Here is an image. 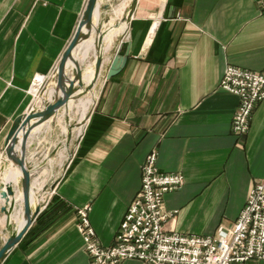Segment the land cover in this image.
Returning a JSON list of instances; mask_svg holds the SVG:
<instances>
[{"label": "crops", "instance_id": "0c3cea01", "mask_svg": "<svg viewBox=\"0 0 264 264\" xmlns=\"http://www.w3.org/2000/svg\"><path fill=\"white\" fill-rule=\"evenodd\" d=\"M86 5L0 0V157L13 120L41 92L45 80L31 89L34 78L50 77ZM125 31L104 45L108 63L125 33L120 54L131 44L127 66L99 81L72 165L2 264H89L78 209L92 206L96 235L103 247L112 246L152 152L159 170L185 177L183 187L165 197L167 211L175 213L168 231L206 237L230 227L254 185L264 182V101L249 134L238 138L231 126L239 99L220 86L229 64L264 70V0H139ZM86 60L94 64L93 52ZM43 132H34L29 146L41 144Z\"/></svg>", "mask_w": 264, "mask_h": 264}, {"label": "built area", "instance_id": "2783aa9c", "mask_svg": "<svg viewBox=\"0 0 264 264\" xmlns=\"http://www.w3.org/2000/svg\"><path fill=\"white\" fill-rule=\"evenodd\" d=\"M40 78L47 79L36 75L31 89ZM220 86L239 99L231 128L235 136L245 138L251 130L254 110L264 101V70L254 72L229 64ZM157 158L156 152L145 158L141 190L130 203L112 246L101 245L89 219L92 206L78 209L76 227L89 264H122L129 260L144 264L264 263V182L251 189L233 225H221L212 236H187L166 229L175 213L168 212L165 203L168 194L183 187L185 177L181 172L159 170Z\"/></svg>", "mask_w": 264, "mask_h": 264}, {"label": "water", "instance_id": "95a60500", "mask_svg": "<svg viewBox=\"0 0 264 264\" xmlns=\"http://www.w3.org/2000/svg\"><path fill=\"white\" fill-rule=\"evenodd\" d=\"M139 0H130L126 7L122 18H118L117 22L111 24V11L118 5L115 0H87V5L82 13V18L76 28V32L68 43V47L59 59L57 66L46 81L45 89L41 91L38 97L39 106H34L26 113L19 115L13 121V125L7 134L3 146V152H7L13 163L18 166L22 174L21 190L24 193V208L27 217L26 225L18 232L13 230V223L10 220L11 214L15 211L16 202L14 201L16 191L19 185H14L11 182L0 181V209L6 214L7 230L9 236L0 248V264L12 253L17 245L23 240L35 221L43 212L45 206H38L33 212L30 204V191L33 186L32 173L34 167L29 161V142L34 132L42 129L43 126H50L52 129L56 128L57 118L63 112V119H65V126L67 127V138L65 147L69 148L72 139V130L74 125L71 124L69 103L77 101L85 95L97 92L99 89V81H107L119 75L129 61L128 57L131 51V44L128 45L127 51L124 55L120 54L123 47V41L126 38V31L119 36L110 51V60L106 63L105 53L106 46L104 41L112 28H119L126 24V29L130 25ZM100 10V17L95 21V15ZM94 39V47L87 52L83 63L79 60L82 51L85 48L83 43ZM78 51L77 58L75 53ZM94 54V77L87 83L85 81L87 58L89 53ZM74 66L71 68L70 63ZM52 88V90H50ZM52 92H54L52 94ZM52 94V95H51ZM48 96L50 98H48ZM87 121L90 119L89 115ZM85 122V125L87 123ZM80 125V123H79ZM84 125V126H85ZM22 136V137H20ZM70 149V148H69ZM74 152H71L63 167V176L72 165L74 159ZM58 181L52 182L45 186V190L54 191L58 184L64 177ZM48 203V202H47ZM46 203V204H47Z\"/></svg>", "mask_w": 264, "mask_h": 264}, {"label": "bare ground", "instance_id": "6f19581e", "mask_svg": "<svg viewBox=\"0 0 264 264\" xmlns=\"http://www.w3.org/2000/svg\"><path fill=\"white\" fill-rule=\"evenodd\" d=\"M102 2V0H100ZM129 5V3H128ZM127 5V2L119 5L117 8L114 9V13H115V16L114 18L112 19V22L111 24L113 25L114 22L116 21V19H120L122 18L124 12H125V9L126 7L128 6ZM100 10H98V12L96 13V17H95V21L97 23V20L98 18L100 17ZM112 15V14H111ZM126 29V24L122 25L121 27L115 29V28H112L110 33L107 35L106 37V40L108 42L111 41L112 37L116 34H120L121 32H124ZM115 38V37H114ZM117 38V37H116ZM93 41L94 39H91L85 43H83L82 46H84L85 48L83 49L82 51V55H80L79 57H82V58H85L86 55H87V52L92 49L94 47L93 45ZM106 43V42H105ZM114 43V42H113ZM78 56V51L75 53V57L77 58ZM93 56V55H92ZM78 57V58H79ZM83 61V59H81ZM88 62V61H87ZM74 66V64L71 62L70 63V67L72 68ZM94 66L93 64L90 65L87 69H86V76H85V81L87 83H89L94 75ZM41 92H39V94L37 95V97H39ZM54 92H52L53 94ZM51 94V95H52ZM91 95L90 96H85L77 101H72L70 102L69 104V110H70V113H71V110H73V108H76L77 109V112H78V115H79V119H80V125L77 126L78 127V130H77V133L78 135H81L82 134V129L85 125V122L87 121V117L88 115L90 114L91 110L93 109V107L95 106V102H96V99L97 98V93L93 92V93H90ZM49 98V97H48ZM62 118V116H61ZM63 119V118H62ZM61 120V119H60ZM63 121V120H62ZM65 121V120H64ZM59 124V123H58ZM65 125V124H64ZM63 125V126H64ZM47 127V126H46ZM59 126H57L58 128ZM62 127V126H61ZM62 129V128H61ZM47 130V129H46ZM76 130V129H75ZM63 132L64 134L67 133V127H63ZM76 132V131H75ZM57 135V134H56ZM67 135V134H66ZM37 136V135H36ZM22 137V136H20ZM34 138V137H33ZM32 138V139H33ZM55 140V139H54ZM58 140V139H57ZM66 141V140H65ZM55 143V142H53ZM54 149V148H53ZM66 155L65 157H69L70 155V149L69 148H66L65 147V144L62 146V149ZM60 152V151H59ZM2 161H1V165H2V168H3V171L5 173V176H4V181L5 182H11L13 183L14 185H19V189H17L16 191V196H15V199L14 201L16 202V206H15V211L11 214L10 216V220L11 222L15 225L14 228H15V232H18L20 231L25 225H26V221H27V217H26V214H25V208H24V193H22V190H21V183H22V174H21V171L20 169L18 168L17 165H15L12 161V159L10 158V156L8 155L7 152H3L2 153ZM29 157V156H28ZM50 159V158H49ZM30 160V159H29ZM50 162V161H49ZM37 167V166H36ZM35 169V168H34ZM46 178V177H45ZM50 178H46L44 181H34L33 182V186L31 188V195H30V204H31V208H32V211L34 212L38 206H42V203H44V201H46V195L48 194V191L45 190V186L46 185H50L52 184V182H54L55 178H52L51 180H49ZM49 195V194H48ZM2 196H0L1 198ZM5 219V218H4ZM6 220V219H5ZM3 224V223H2ZM2 227V226H1ZM6 234V233H5Z\"/></svg>", "mask_w": 264, "mask_h": 264}, {"label": "rangeland", "instance_id": "374dc122", "mask_svg": "<svg viewBox=\"0 0 264 264\" xmlns=\"http://www.w3.org/2000/svg\"><path fill=\"white\" fill-rule=\"evenodd\" d=\"M115 1H117V4H118L117 6H119L121 4L120 0H115ZM111 22H112V20H111ZM46 81L42 85L40 91L45 89ZM50 90H52V88ZM29 91L32 92L31 90H29ZM90 95L91 94H88L85 96L87 97ZM34 103H35L34 106H39L38 97L34 96ZM61 116L63 118V112L57 118L58 120H57V125H56L55 129H52V127H50L48 125H47V127L46 126L42 127L41 130H44L43 133L45 135H44V139H42L41 144H39L38 146L31 144L28 147L30 164L32 167L35 168L34 172L32 173V177H31V179H33V182L34 181H38V182L44 181L46 178H50L49 180H51L52 178H55L54 181H58L59 179H61V177L64 174L63 167L66 164L67 157H65L66 153L61 149H62V146L66 142L65 140L67 138V135L64 134V132H63V127H65V125H64L65 119H62ZM70 119H71V124L74 125V127L72 130L73 135H72V139H71L69 148H70L71 152L75 153L76 147L78 146L79 141L81 139V135H82V134L78 135V133H77V130H78L77 126H79L80 119H79V115H78L76 108H73V110H71ZM57 126H59V127L57 128ZM53 142H55V143H53ZM1 161H2V159L0 157V181L1 180L4 181L3 178L5 176V173L3 171ZM54 193H55L54 191H51L50 189L48 190L49 195L48 194L46 195L47 196L46 201H44V203H42V206L46 205V203L53 197ZM4 218L6 219V214L4 212H2V210L0 209V248L2 247V244L4 243V241L7 239V237L10 234L9 231L7 230V223H6V220ZM12 225H13V230H14L15 225L14 224H12Z\"/></svg>", "mask_w": 264, "mask_h": 264}]
</instances>
